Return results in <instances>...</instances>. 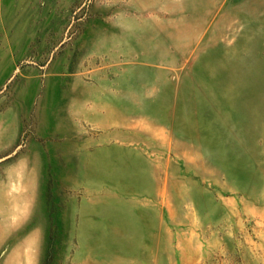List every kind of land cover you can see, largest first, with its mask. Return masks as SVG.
<instances>
[{"label": "rangeland", "instance_id": "374dc122", "mask_svg": "<svg viewBox=\"0 0 264 264\" xmlns=\"http://www.w3.org/2000/svg\"><path fill=\"white\" fill-rule=\"evenodd\" d=\"M0 264H264V0H0Z\"/></svg>", "mask_w": 264, "mask_h": 264}]
</instances>
